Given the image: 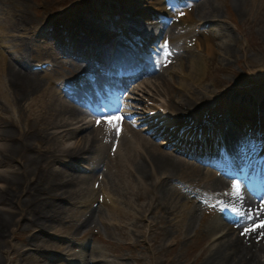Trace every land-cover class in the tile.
Instances as JSON below:
<instances>
[{
    "label": "rangeland",
    "instance_id": "rangeland-1",
    "mask_svg": "<svg viewBox=\"0 0 264 264\" xmlns=\"http://www.w3.org/2000/svg\"><path fill=\"white\" fill-rule=\"evenodd\" d=\"M10 1L0 0V43L5 46L0 47V53L3 51L5 55L11 57L10 52L15 53L20 50L22 54L30 58L32 65L51 60L54 67L50 73L45 75L40 73L43 77L48 75L49 91L55 89L61 92L60 86L63 80L67 83L79 82L77 78L80 77L82 68L75 73L68 66L69 63L72 65L70 60L64 59L66 61L62 60V63L54 61V59L62 58L59 52L65 51L64 42H72L71 38L67 39L68 33L72 32V27L92 40L95 37L104 42L112 39V44H117L118 41L128 42L125 38L129 35L119 22L120 18L117 15L102 12L101 8L108 9L109 5L99 4L100 0H20L21 3L19 1L12 4ZM116 1L124 4L127 0ZM205 1L208 3L201 9L200 4ZM189 3L192 17L185 15L188 19L183 20V24L174 22L172 18L166 19L168 16L165 17L166 26L173 28L172 32H166L167 40L161 36L159 41L151 44L147 51H139L149 59L145 65L152 67L158 55L156 51L160 52L167 42L169 48L165 54L163 53V58L168 68L165 65L163 74L169 80L163 83L156 82L151 77H141V80L130 84L121 94L112 96L107 101L105 99L107 106L94 99L93 94L85 91V98L93 103L94 108L83 107L80 116L69 125L75 128L77 120L84 119L83 121L88 123L90 128L103 127L104 131L100 133V138H107L112 127L104 122L103 116L124 114L119 138L123 135L124 128L128 127L127 134L123 135L125 139L135 140L134 134L141 133L150 141L151 149L156 153L172 154L175 159L182 161L184 164L182 172L172 178H161L159 181L160 183L163 179L167 180L171 191L169 207L163 204L158 207L159 200L157 201L156 196L149 194V191L145 189L141 197L136 194L131 196L134 208L124 203L127 198L122 196L130 190V188L125 189V184L132 189L133 185L138 184L141 187L142 183L136 177L125 179L128 176V170L124 160L116 156L121 152V150L119 152L115 150L118 143L110 141L105 145L99 140V146L95 148L91 158L87 157V160H74L72 157L62 155L67 168H63V160L51 157L50 160L43 161L40 164L41 169L35 170L33 174L31 164L26 163L21 157L15 158V162L6 160L0 164V190L6 191L10 197L12 195L19 197L23 202L35 196L38 199L37 207L41 208L28 213L22 211L23 206L18 207V211L13 210L18 217L17 221L23 219V224L13 226L6 239L0 243V264H201L200 262L210 255L211 249L219 246V240L228 235L226 233L229 232L228 226L224 227V225L233 222L229 216L230 208L237 204L239 197L244 195L255 199L250 190L244 187L243 182L231 181L232 178L224 176L222 178L225 185H216L219 178L212 174L220 170L211 166L210 163L203 162V159L197 158V155L191 157L190 151L186 154L177 150V147L160 144L162 141L159 138L164 137L157 135L161 127L156 126L151 116L143 114L148 109L151 111L152 108L164 107L168 115L170 114L179 124H192L198 121L207 128L210 125L217 126L230 133L229 139L234 137L239 143L243 142V149L247 146L255 149L256 145L258 151L264 149V132L255 133L253 124L243 127L232 122L239 111H252L255 114L256 110L261 115L264 114V7H262L264 2L262 0H190ZM209 6L214 7L213 13H209ZM21 14L26 15L29 21L19 27L16 23L22 18ZM126 16L127 20L129 19L128 24L133 26L132 22L137 20V15L133 16L131 13ZM76 20L77 23L74 25ZM49 21L53 22L52 30L54 31L42 29ZM66 25L69 27L68 31L60 32L61 27ZM134 29L130 30L131 34L136 33ZM120 36L122 38H118ZM207 41H210L216 52L212 56L205 52V49L202 51L209 57L208 66L203 75L205 78L202 80L201 76L202 82L199 84L195 81L194 92L188 93L179 85L178 73L182 70L179 57L173 53L181 51L184 45L196 48L197 42H201L204 47ZM26 46L30 49H26ZM225 46L230 47L229 53L225 54L222 51ZM168 51L170 55L166 54ZM171 61L173 62L170 63ZM183 76L186 82L188 75ZM84 82L90 86L87 79ZM81 84H75L74 87L79 88ZM90 88L92 91L93 88L91 86ZM61 94L70 104L82 107L66 96L63 91ZM19 102L18 100L16 105L15 103L12 105L9 101L0 100V152L4 151V145L14 140L23 142L26 135L33 133L32 127H35L38 129L37 134L40 140H33L35 145L31 151L38 153L45 149L48 158L50 155L49 149L46 148L48 144L45 140L43 141L41 131L44 125L41 120L34 122L33 105L28 106L29 102H27L25 106H20ZM131 104H134V109L129 113ZM107 108H112L114 111ZM22 109L27 110L24 112L26 118L16 120L15 113ZM97 119H101L99 125L96 124ZM146 126H149L147 132L144 131ZM159 126H162V122H159ZM6 128H17L19 131L17 138L4 137L3 131ZM62 129L64 128L55 130ZM166 131H168L165 132L166 135L170 136L169 130ZM84 132L83 130V134ZM152 133H154L153 136ZM81 135L82 132L78 133L76 138H63L55 143L64 148L72 147ZM143 149L142 145L138 147L140 151H144ZM215 163L219 164V158ZM50 164L65 177V188H58L57 192L40 189L44 186L43 180H46L41 176L43 170L46 169V172L50 170V173L52 171ZM90 169H94V173H91ZM72 173H75L77 177L75 180L70 178ZM23 174H25L22 177L23 184L21 182L19 184L5 183L4 179L14 182L15 176ZM88 179L91 182L87 183ZM234 183H239L241 186L239 196L233 194ZM66 189L71 192L64 193ZM61 193L64 195L60 196ZM51 199L63 204V210H60L58 215L55 214L60 223L57 228L48 226L47 230L27 229L26 219L29 221L32 216L37 215V212L44 216L42 208L50 204L48 200ZM102 199L109 200L118 207L123 206L124 211L131 212L134 217L120 214V208L108 211L109 209L104 208ZM255 200L260 205H264V198L256 197ZM45 201L46 205L43 204ZM7 205L0 204V209H8ZM99 207L101 210L104 209L102 215L105 218L102 220L96 216L90 224L80 226L85 215ZM189 208L195 210L194 222L189 229H180V224L175 223L183 224V215ZM136 209L146 213L145 219L138 223V226L134 224L137 216ZM260 216L264 218V207ZM245 218H237L235 224L242 226ZM34 234L43 236L45 243L44 240H40L39 246L31 244L28 238ZM235 235L232 233L229 236ZM262 242L264 245V240L260 243ZM257 256L261 264H264L263 254Z\"/></svg>",
    "mask_w": 264,
    "mask_h": 264
},
{
    "label": "bare ground",
    "instance_id": "bare-ground-1",
    "mask_svg": "<svg viewBox=\"0 0 264 264\" xmlns=\"http://www.w3.org/2000/svg\"><path fill=\"white\" fill-rule=\"evenodd\" d=\"M20 0H11L14 3H18ZM264 2V0H262ZM183 2L181 0H128L125 5V7H128L133 10V12L137 13L143 20H139L135 23H133L134 27L136 28V34L138 36H135L136 39H138L140 42H144L145 47H148L150 43H157L159 38V31L162 29L165 33L166 31L172 32L173 29L167 28L165 29V22L162 21V17L169 16L175 14V20L176 22H179L181 24L184 23L183 20H187L188 18H185L184 15H187L188 17L191 16V9L186 8L183 11L180 7V3ZM21 3V1H20ZM188 3V2H187ZM202 2L200 4V8H205L206 4ZM144 4V5H143ZM124 7V5H123ZM264 7V4L263 6ZM175 9L174 12L170 9ZM213 6H209V13H213ZM190 10V11H188ZM176 11V12H175ZM183 13V15H181ZM186 13V14H185ZM111 14H116L118 17L121 16V12L118 8H114L111 11ZM20 23L17 22L16 24L19 25V27H22L24 22H28L29 19L26 15L21 14ZM121 18H124L122 16ZM157 19V22H149L151 19ZM191 19V18H189ZM32 22V21H30ZM159 23V24H158ZM11 27V26H10ZM14 28H17L16 26H13ZM49 26L46 25L42 28H49ZM12 28V27H11ZM13 29V28H12ZM11 29V30H12ZM66 30V29H65ZM209 39L211 40V36L208 32ZM69 37H72V40H76V45L74 48H76L79 52H82L83 49L80 48L78 39H74L75 37L72 36V34H68ZM69 40V39H68ZM121 43V42H120ZM5 47L0 43V47ZM26 49H30V47L26 46ZM205 49V52H207L209 55L214 56L216 49L210 44V41H207V45L203 47V44L201 42H197V47H189V46H183V49L179 52H177V56L180 60V69L182 72L178 73L180 86L183 87L184 91H192L194 92L193 85H195V81L197 84L202 82L204 80L205 76L203 75L206 72L209 57L204 55V52H202ZM226 53H229L230 47L225 46L223 48ZM125 47H121L115 50V57L119 58L122 54H124ZM90 52H94V50H90ZM12 55L11 57H8L5 55V52L0 53V100L4 99L6 101H9L12 105H15L18 103V100L20 101L19 104L24 105L27 104L28 106L33 105V110L35 113V116L32 117L34 119V122L37 120H41V123L43 128L41 131L43 132L42 138L43 141H46L47 147L49 149V157H46L47 151L43 149L42 151L38 153H33L31 149L33 148V145H35V141L33 140H40L39 135L37 134L38 129L35 127L33 133H30L29 135H26L23 139V142L15 141L11 142L7 145H4V151L0 152V164L4 163L6 160L8 162H15V158L21 157L24 159V161L28 164H31V168L33 169V172L37 169H41L40 164L45 160H50L49 158H60L63 160V168H67V164L64 162V158H62V155L64 157H72L74 160H82L86 159L87 157L91 158L94 154L95 148L99 146V140L105 145L108 144V142L118 143V146L116 145L115 150L121 152L117 154L116 156L120 160H124L125 165L127 167L128 176L125 177V179H130L136 177L138 180L141 181L142 186H138V184L133 185V188L131 189V186H126L125 189L130 190L128 192H125L122 197L127 198L124 200V203L130 204L132 208H134L133 203H131V196L133 194H136L138 197L143 195V189L146 191H149V194L152 193V195L156 196L157 206H161L162 204L165 207H169L170 203V197H171V191L167 185V180L163 179L159 183L161 178L166 177H174L175 175L179 174L183 171L184 164L182 161H178L175 159L174 155L170 154H163V153H156L152 148V144L150 141L144 137L141 133L134 134L135 140H127L123 137V135L127 134V128L125 127L123 130V135H121V138L117 135V132L115 128L110 129V133L108 134L107 138H100V133L104 131L103 127H93L90 128L89 124L84 122V119L77 120L75 124H77L74 127H69L73 123V120L77 119L80 116V113L82 112L83 107H89L91 103L83 99V96L80 95L81 93L78 92L80 95L79 97L75 94L72 95V93L68 92L69 96L75 101L77 100L82 107H78L76 105L70 104L68 101H66L65 97L61 94V92L56 91L55 89L52 91L48 90V75L43 77L40 75L39 72H35L30 69V60L25 55L22 54L20 50L18 52L12 51L10 52ZM223 53V56H225ZM50 56V54H49ZM66 60H70L72 62L68 64L69 68L72 71H75V73L78 72L79 68H84L88 74L95 72L96 69L92 68L93 66L91 63H88L84 60H73L72 58H65ZM55 60V59H54ZM64 59H58L55 60L58 63H62ZM64 60V61H66ZM116 60H113V66L119 65L114 63ZM158 65H160V68H158L156 65L151 67L150 69L146 70L144 72L145 74L148 73L151 77L155 78V81L157 82H167L169 80L166 78L163 73L164 67L167 66L166 62L164 61L163 54H160L157 59ZM166 65V66H165ZM168 68V66H167ZM45 75V73H43ZM188 75V79L185 82V78L183 75ZM193 74V75H191ZM110 77L114 74L110 73L108 74ZM116 75V74H115ZM194 76H196V79L193 80ZM202 76V80H201ZM169 82V81H168ZM171 82V81H170ZM87 91H91L90 86L85 85L84 88ZM96 93H99L100 91L98 89H95ZM93 93V91H92ZM101 93V92H100ZM185 93V92H184ZM192 94V93H191ZM190 94V95H191ZM72 95V96H71ZM25 106V105H24ZM181 106V105H180ZM187 106V104H186ZM183 108V107H182ZM180 108V110H182ZM27 109V108H26ZM26 109H22L21 111H17L15 114L17 115V119L19 120L23 117H25V113L27 112ZM183 112V111H182ZM185 112V111H184ZM238 112V115L240 117H247V119L252 120L254 122L257 121V113L255 110V114L252 113V111L244 113H247L245 116L244 114ZM31 114V113H30ZM1 115V114H0ZM26 118V117H25ZM162 119V118H161ZM241 119V118H240ZM13 121V119H12ZM176 121L172 120H165L164 119V125L167 129L170 128H176L175 126ZM258 123L261 124L262 129L264 130V114L261 115V120L258 121ZM200 124H196L195 126H198ZM102 126V124H101ZM260 127V128H261ZM58 128H64L62 130H55ZM122 129V127H121ZM214 129V128H213ZM83 130L85 131L83 134ZM2 132V130H1ZM81 138L77 141V143L68 148L61 147L60 145H57V142L59 139L62 140L63 138H76L78 133H81ZM116 132V134H115ZM114 133V134H113ZM17 134H19V131L17 128L10 129L6 128L3 131L4 137H14L17 138ZM213 138L216 140L220 138V134L217 132L216 134L212 135ZM171 138L178 139L174 135ZM221 139V138H220ZM121 142H120V141ZM144 148V151L138 150V147L141 146ZM59 146L61 148H59ZM198 147V146H197ZM56 148V149H55ZM206 148V147H204ZM189 148L188 150H190ZM114 150V151H115ZM185 150V149H184ZM61 153H58V152ZM58 153V154H57ZM88 156H85V155ZM88 158V160H89ZM51 165V164H50ZM51 173L50 170L46 172V169L43 170L42 177L46 180H43L44 186L40 188L42 191L48 192H54L59 190L60 188L64 189L65 185V177L62 175L63 173L56 170L53 165H51ZM91 173H94V169H90ZM46 172V174H44ZM44 174V175H43ZM15 176L13 179L14 182L8 181L6 179V184H19L20 182L23 184L24 179L22 177L24 176ZM70 178L75 180L77 177L75 173L70 174ZM109 178V175L107 176ZM216 177V176H214ZM218 178V177H217ZM148 180V181H146ZM51 181V182H50ZM61 181H63L61 183ZM91 182V180L88 179L87 183ZM225 185V181L221 178L217 179L216 185ZM23 187V186H21ZM38 187V186H37ZM59 188V189H58ZM136 188V190H135ZM75 187L72 191H74ZM23 190V188L21 189ZM263 191V190H262ZM69 193L71 190H67L64 193ZM135 192V193H134ZM74 193V192H73ZM264 193V191H263ZM121 194V193H120ZM119 194V195H120ZM64 194L61 193L60 196H63ZM263 196V194H261ZM55 198V196H54ZM99 200V199H98ZM20 201V202H19ZM50 201V204L46 205V201L43 203L46 205L42 212L45 213L44 216L37 212V215L32 216V218L29 219V221L26 219V228L27 229H33V228H40V229H46L48 226H51L52 228H57V226L60 224L58 223L59 220L57 219V215L59 214L60 210H63V204L56 202L57 200H48ZM102 202L104 204V208L109 209L108 211L117 210V208H120V214H123L126 217H134L131 212H125L124 207L120 206L118 207L117 204H113V202H109V200L102 199ZM0 204H8V209H0V243L3 242V240L6 239L8 236V232L11 228L20 226L23 224V218L20 214V219L17 221L18 217L16 216V212L13 210L18 211L19 208L23 206L22 211L33 212L36 211V208H38V199L35 196H31L27 202H23L19 197H14L12 195L10 197V194H7L6 191L0 190ZM42 204V205H43ZM41 205V206H42ZM41 207L39 206L38 210ZM237 209L241 213H251L252 216H254L253 221L259 222L260 220H264L263 217L260 216L262 213V207L261 205L255 200L247 196H240L239 200H237V204L232 206L230 209ZM103 210L100 209V207L96 210H92L88 215H85L82 225L80 226H86L85 224L92 222L96 219V216L101 218H105L103 216ZM137 210V216L135 217V222L137 226L138 223L143 222V219H145L146 213L145 211H141L139 209ZM187 212L183 215V224L176 222L175 224H180V229L183 228L184 230L189 229L195 219V210L194 208H189L186 210ZM257 211H259V216H257ZM123 212V213H122ZM36 214V213H35ZM57 214V215H55ZM230 220L233 222L228 225H224V227L228 226V231L226 232L228 235L224 236L220 241L219 246L216 248L211 249L210 255L200 262L201 264H261V260L259 261L258 254H263L264 256V245L260 243L264 240V235H261V233H264V228H259L256 231L250 232L249 234H242L244 232L245 228L251 227L253 224V221H246L242 226L235 224V220L239 217L236 213L233 211H230L229 213ZM25 217V216H24ZM48 217L49 220H48ZM246 217V216H244ZM247 220V218L244 219V221ZM185 222V223H184ZM179 226V225H178ZM235 229V230H231ZM179 230V228H178ZM236 234L234 237L229 236L230 234ZM173 237V234L171 235ZM43 236L34 234L31 236L30 243L39 246V241L44 240L42 239ZM45 243V240L43 241ZM261 244V245H260ZM261 246V248H260ZM260 248V249H259ZM259 249V250H258ZM259 252V253H258ZM262 252V253H260ZM96 262V261H94Z\"/></svg>",
    "mask_w": 264,
    "mask_h": 264
},
{
    "label": "snow or ice",
    "instance_id": "snow-or-ice-1",
    "mask_svg": "<svg viewBox=\"0 0 264 264\" xmlns=\"http://www.w3.org/2000/svg\"><path fill=\"white\" fill-rule=\"evenodd\" d=\"M181 15H183V13H181ZM168 49V44L167 42L162 46L161 48V52L165 53L166 50ZM166 54L170 55V52H167ZM124 114H110V115H104L103 116V120L104 122L108 123L111 127L116 129L117 135L120 134L121 131V125H122V121L124 120ZM101 123V119H97L96 120V124L99 125ZM233 189H234V193L235 195L239 196L240 191H241V186L239 183H234L233 184ZM262 207H264V205H262ZM231 211H233L234 213H236L239 216H246L247 220L249 221H253V217L251 215V213H241L239 212L237 209L233 208L231 209ZM257 216H259V211H257ZM259 228H264V220H260L259 222H255L253 221V224L251 227L245 228L244 232L242 234H249L250 232L256 231ZM261 235H264V233H261Z\"/></svg>",
    "mask_w": 264,
    "mask_h": 264
}]
</instances>
